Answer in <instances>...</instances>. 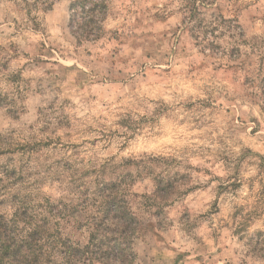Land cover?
<instances>
[{"label": "rangeland", "instance_id": "obj_1", "mask_svg": "<svg viewBox=\"0 0 264 264\" xmlns=\"http://www.w3.org/2000/svg\"><path fill=\"white\" fill-rule=\"evenodd\" d=\"M70 4L0 0V215L68 206L84 246L113 193L126 264H264V0H107L98 41Z\"/></svg>", "mask_w": 264, "mask_h": 264}, {"label": "trees", "instance_id": "obj_2", "mask_svg": "<svg viewBox=\"0 0 264 264\" xmlns=\"http://www.w3.org/2000/svg\"><path fill=\"white\" fill-rule=\"evenodd\" d=\"M107 7V0H71L70 28L77 41L101 38ZM166 182L158 181L157 188ZM97 195L99 208L91 213L93 230L84 246L64 237L52 220L71 219L68 206L64 211H55L48 202L31 207L24 198L11 217L0 215V264H58L59 260V264H126L142 234V223L124 198L113 193ZM14 197L18 200V195Z\"/></svg>", "mask_w": 264, "mask_h": 264}]
</instances>
